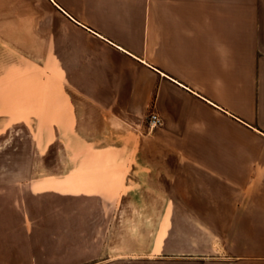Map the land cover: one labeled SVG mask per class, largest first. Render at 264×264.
<instances>
[{
    "label": "crops",
    "instance_id": "crops-1",
    "mask_svg": "<svg viewBox=\"0 0 264 264\" xmlns=\"http://www.w3.org/2000/svg\"><path fill=\"white\" fill-rule=\"evenodd\" d=\"M45 1L31 57L50 77L53 124L131 136L132 161L117 145L112 169L206 244L131 262L264 264V0ZM28 51L25 36L0 35V122L27 120V78L13 75L27 76ZM151 111L164 124L148 132ZM22 218L0 211V264H28L11 259Z\"/></svg>",
    "mask_w": 264,
    "mask_h": 264
},
{
    "label": "rangeland",
    "instance_id": "rangeland-1",
    "mask_svg": "<svg viewBox=\"0 0 264 264\" xmlns=\"http://www.w3.org/2000/svg\"><path fill=\"white\" fill-rule=\"evenodd\" d=\"M47 7L45 0H0V35H23L29 49L27 76L13 75L17 84L27 78L20 102L27 120L0 122V211L24 217L22 228L12 231L10 241L20 247L11 259L115 264L105 261L117 258L126 260L118 264H154L131 260L200 257L206 244L183 220L164 218L165 204L141 201L127 172L112 169L122 159L117 145L127 147L123 162L132 161L131 136L117 144L113 138H90L74 124H53L50 77L36 72L31 57L36 18L42 19ZM149 115L144 130L152 132L160 126L151 127Z\"/></svg>",
    "mask_w": 264,
    "mask_h": 264
},
{
    "label": "built area",
    "instance_id": "built-area-1",
    "mask_svg": "<svg viewBox=\"0 0 264 264\" xmlns=\"http://www.w3.org/2000/svg\"><path fill=\"white\" fill-rule=\"evenodd\" d=\"M149 123L151 127L162 126L164 124V119L159 112L152 111L149 115Z\"/></svg>",
    "mask_w": 264,
    "mask_h": 264
}]
</instances>
